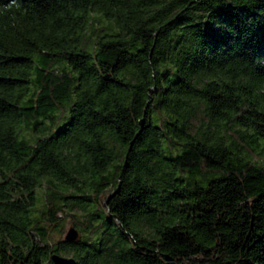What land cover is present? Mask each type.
Masks as SVG:
<instances>
[{"label": "trees", "instance_id": "1", "mask_svg": "<svg viewBox=\"0 0 264 264\" xmlns=\"http://www.w3.org/2000/svg\"><path fill=\"white\" fill-rule=\"evenodd\" d=\"M8 3L0 264H264V0Z\"/></svg>", "mask_w": 264, "mask_h": 264}, {"label": "water", "instance_id": "2", "mask_svg": "<svg viewBox=\"0 0 264 264\" xmlns=\"http://www.w3.org/2000/svg\"><path fill=\"white\" fill-rule=\"evenodd\" d=\"M64 237L65 239L75 240L79 237V232L74 227H70L66 231V234ZM163 257L165 261L167 262V264H174L173 260L171 259L169 255L168 256L164 255ZM51 259L53 260L55 264H73L74 263V259L72 257H64V256L57 255V254H53L51 256Z\"/></svg>", "mask_w": 264, "mask_h": 264}, {"label": "clouds", "instance_id": "3", "mask_svg": "<svg viewBox=\"0 0 264 264\" xmlns=\"http://www.w3.org/2000/svg\"><path fill=\"white\" fill-rule=\"evenodd\" d=\"M13 7H15V8H19L20 7V4L18 3V0H10V3H8L6 5V8H8V9H11Z\"/></svg>", "mask_w": 264, "mask_h": 264}, {"label": "rangeland", "instance_id": "4", "mask_svg": "<svg viewBox=\"0 0 264 264\" xmlns=\"http://www.w3.org/2000/svg\"><path fill=\"white\" fill-rule=\"evenodd\" d=\"M69 225H71L69 222L66 224V227H68Z\"/></svg>", "mask_w": 264, "mask_h": 264}]
</instances>
